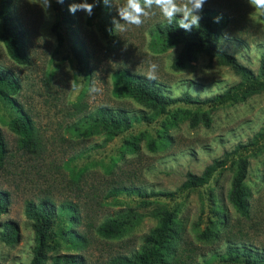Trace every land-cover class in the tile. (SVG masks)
<instances>
[{"label":"rangeland","instance_id":"374dc122","mask_svg":"<svg viewBox=\"0 0 264 264\" xmlns=\"http://www.w3.org/2000/svg\"><path fill=\"white\" fill-rule=\"evenodd\" d=\"M38 2L13 0L11 5L12 15L26 33L29 64L21 66L11 61L0 42V69L18 80L20 88L14 99L31 118L37 142L34 151L23 148L21 139L9 127L17 115L15 108L0 97V132L5 145L0 161V191L8 194L7 211L0 215V264H29L34 242L31 222L24 215L25 204L46 198L56 206H75L78 224L73 228L84 243L75 250H71V244H61L56 251L82 255L87 264H108L116 257L136 252L143 237L157 224L151 212L163 205L169 209L178 207L182 228L171 264H224L217 256L228 245L264 251V145L261 151L248 156L245 217L228 201L233 165L215 173L201 188L173 199L157 198L148 207H141L137 199L125 195L109 196L113 188L119 187L176 192L187 173L200 175L213 160L237 144H245L262 128L264 92L233 106L176 105L169 108L168 115L150 123H134L127 132L109 141L103 135L84 136L79 120L99 107L123 109L131 114L148 112L130 99L112 96L111 75L116 70L126 69L148 78L150 65L155 63L158 70L152 80L171 97L187 93L199 99L209 98L223 93L239 79L204 55L190 66L173 69L172 60L179 47L161 53L152 47L150 31L165 22L158 12L140 27L120 32L114 28L112 18L124 0H112L115 42L109 43L99 30L101 16L96 9L91 17L82 11L72 14L73 29H68L64 25L55 27L59 20L53 8L55 0H51L47 11ZM203 9H216L228 17L219 46L256 72L264 60V22L247 0H207ZM71 30L86 52L84 69H79L75 59ZM199 109L209 117V127L202 122L191 127L189 119L183 118L186 114L180 111ZM171 113H178L180 119L172 128L166 125L168 129H164ZM139 135L138 150L131 152L126 142ZM147 140H153L158 148L151 151ZM129 207L143 215L133 228L112 240L97 235L96 229L103 221ZM220 216L223 223L214 225ZM5 222L17 227L16 241L10 245L2 241ZM212 227V239L198 238L201 231Z\"/></svg>","mask_w":264,"mask_h":264},{"label":"trees","instance_id":"16d2710c","mask_svg":"<svg viewBox=\"0 0 264 264\" xmlns=\"http://www.w3.org/2000/svg\"><path fill=\"white\" fill-rule=\"evenodd\" d=\"M13 0H0V42L4 46L7 56L17 65L29 64L26 33L20 27L11 12ZM72 0H64L63 4L54 3V10L59 20L55 27L64 25L73 29L72 14L68 12V6ZM100 14L99 30L104 39L114 43V35L111 28L110 8L103 4L97 6ZM200 27L191 32H185L177 28L174 21L168 24L166 21L157 24L150 31L153 50L157 53L165 52L171 48L179 47L177 55L172 60L171 67L175 70L183 69L194 63L199 55L206 56L209 60H215L219 65L227 67L239 81L227 88L223 93L209 98L199 99L189 94L180 97L169 96L162 86L145 76L133 73L126 69H119L112 73V91L115 99H130L148 112L131 114L123 109L99 107L79 120V126L84 136L103 135L105 141H109L127 132L134 123L152 122L157 118L168 115L169 108L176 105L208 106L217 108L222 105H237L244 103L254 95L264 92V60H261L258 70L255 72L243 65L234 55L229 54L219 46L223 31L228 25V17L216 9H203L200 13ZM214 17H221L219 23H214ZM264 22V17H260ZM73 44L75 46V59L79 69L87 65V55L79 42L77 35L71 30ZM59 40L62 36L58 33ZM20 88L18 80L7 71L0 69V97L15 108L16 117L10 122V130L20 139L24 149L36 150L35 130L31 118L23 108L15 101L14 96ZM183 118H188L191 127H196L202 122L209 127L210 119L200 109L195 112L180 110ZM178 113H171L164 129L173 127L180 118ZM142 135L134 136L126 142V148L131 152L138 150ZM264 145V124L245 144L239 143L232 150L225 151L221 158L213 160L206 166L200 175L187 173L185 181L176 192H147L138 187L113 188L109 192L111 198L125 195L137 199L141 207H148L157 198L173 199L176 195L201 188L208 184L215 173L221 172L228 165H233L235 173L228 194V201L241 216L248 215L247 190L245 180L248 173V156L261 151ZM147 148L151 151L158 147L153 140H147ZM5 154L4 139L0 132V161ZM153 199V200H151ZM8 207V194L0 191V215L6 213ZM178 207L172 209L165 205L155 208L151 216L157 219V224L144 237L141 247L128 256H119L108 264H171L176 254V246L181 239L182 228L178 223ZM219 215L217 210H214ZM25 217L31 222L33 232L32 257L29 264H87L82 255L63 253L56 250L61 244H71V250L80 248L83 240L73 228L78 224L76 208L72 204L56 206L50 199H42L39 202H27L24 208ZM143 215L129 207L127 211L115 217L103 221L96 233L104 240H112L123 236L133 228ZM223 223L220 216L217 223ZM16 224L5 222L2 225V241L10 245L16 241ZM215 236L214 228H207L198 235L200 240H210ZM224 264H264V251H259L248 246L228 245L225 252L217 256Z\"/></svg>","mask_w":264,"mask_h":264},{"label":"clouds","instance_id":"9594fccd","mask_svg":"<svg viewBox=\"0 0 264 264\" xmlns=\"http://www.w3.org/2000/svg\"><path fill=\"white\" fill-rule=\"evenodd\" d=\"M58 4H63L64 0H55ZM207 0H124V3L116 7L117 16L112 18V24L120 32L127 31L129 27H140L145 19L156 15L157 12L162 18L171 24L177 23V28L185 32H191L200 27L203 7ZM253 12L259 17H264V0H247ZM38 4L42 10L47 11L51 7V0H39ZM103 4L105 7L113 6L112 0H80L68 6V12L75 14L82 11L91 17L94 9ZM118 17V18H117ZM221 17H214L213 22L219 23ZM158 70V65L152 63L149 68V79H154V73ZM93 91H97L93 89Z\"/></svg>","mask_w":264,"mask_h":264}]
</instances>
